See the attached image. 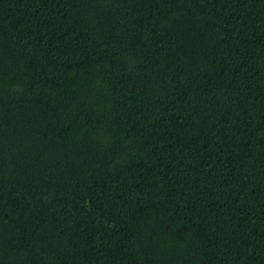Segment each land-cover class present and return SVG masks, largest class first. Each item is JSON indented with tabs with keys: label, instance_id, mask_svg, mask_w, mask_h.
<instances>
[{
	"label": "trees",
	"instance_id": "1",
	"mask_svg": "<svg viewBox=\"0 0 264 264\" xmlns=\"http://www.w3.org/2000/svg\"><path fill=\"white\" fill-rule=\"evenodd\" d=\"M0 264H264V0H0Z\"/></svg>",
	"mask_w": 264,
	"mask_h": 264
}]
</instances>
